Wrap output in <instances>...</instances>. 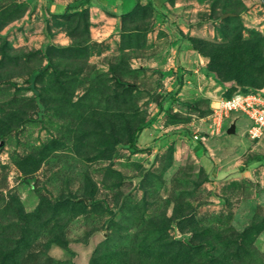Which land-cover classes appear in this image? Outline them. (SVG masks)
Wrapping results in <instances>:
<instances>
[{"label": "rangeland", "instance_id": "374dc122", "mask_svg": "<svg viewBox=\"0 0 264 264\" xmlns=\"http://www.w3.org/2000/svg\"><path fill=\"white\" fill-rule=\"evenodd\" d=\"M91 1L0 0V264H264V0Z\"/></svg>", "mask_w": 264, "mask_h": 264}, {"label": "built area", "instance_id": "2783aa9c", "mask_svg": "<svg viewBox=\"0 0 264 264\" xmlns=\"http://www.w3.org/2000/svg\"><path fill=\"white\" fill-rule=\"evenodd\" d=\"M233 113H241L250 120L247 132L249 138L256 140L264 136V87L248 92L238 91L229 98L221 96L214 103L211 134L220 135L224 130L225 120ZM195 139L201 138L195 136Z\"/></svg>", "mask_w": 264, "mask_h": 264}, {"label": "crops", "instance_id": "0c3cea01", "mask_svg": "<svg viewBox=\"0 0 264 264\" xmlns=\"http://www.w3.org/2000/svg\"><path fill=\"white\" fill-rule=\"evenodd\" d=\"M40 1L41 3L47 2V0ZM137 2L138 0H92L90 5H92V7H98L96 9L100 12L112 10L115 14L112 16L113 23L116 25L121 18L120 15L131 11L136 6Z\"/></svg>", "mask_w": 264, "mask_h": 264}, {"label": "trees", "instance_id": "16d2710c", "mask_svg": "<svg viewBox=\"0 0 264 264\" xmlns=\"http://www.w3.org/2000/svg\"><path fill=\"white\" fill-rule=\"evenodd\" d=\"M140 1H141V0H138V2H140ZM149 4H150L151 6H153V5H154L153 0H149ZM132 10H134V8H133ZM255 89H257V88H243L241 91H243V92H248L249 90H255ZM232 95H233V94H227L226 97L229 98V97H231ZM141 131H142V128H141V127H138V128H137V132L140 133ZM130 147H131V149H132L133 151H138V148H137V145H136V135H135V134L131 137Z\"/></svg>", "mask_w": 264, "mask_h": 264}, {"label": "water", "instance_id": "95a60500", "mask_svg": "<svg viewBox=\"0 0 264 264\" xmlns=\"http://www.w3.org/2000/svg\"><path fill=\"white\" fill-rule=\"evenodd\" d=\"M226 17H228V14L223 16V18H226ZM227 133L230 135L236 133V124L235 123L231 124V126L227 130Z\"/></svg>", "mask_w": 264, "mask_h": 264}]
</instances>
